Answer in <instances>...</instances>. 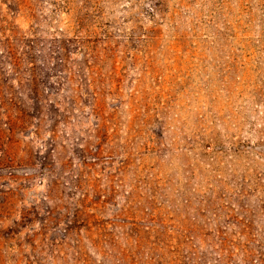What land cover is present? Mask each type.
I'll use <instances>...</instances> for the list:
<instances>
[{
    "label": "rangeland",
    "instance_id": "374dc122",
    "mask_svg": "<svg viewBox=\"0 0 264 264\" xmlns=\"http://www.w3.org/2000/svg\"><path fill=\"white\" fill-rule=\"evenodd\" d=\"M131 5L0 0V264H264V0Z\"/></svg>",
    "mask_w": 264,
    "mask_h": 264
},
{
    "label": "trees",
    "instance_id": "16d2710c",
    "mask_svg": "<svg viewBox=\"0 0 264 264\" xmlns=\"http://www.w3.org/2000/svg\"><path fill=\"white\" fill-rule=\"evenodd\" d=\"M52 6L51 11L65 12L71 15V22L73 25V34L66 37V41L75 44L76 48H82L84 54L93 55L94 46L101 41H110L116 36L115 25L113 22L106 21V9L109 5L115 4L118 0H47ZM133 5L143 6L139 12L144 18L152 21L155 32L152 36L153 39H159L161 29L158 25L165 19L168 12V0H126ZM35 18V13L31 14ZM137 21V20H136ZM35 22V20H34ZM143 31L142 35H146ZM60 32V31H58ZM148 35V34H147ZM134 38H139L140 34H132ZM149 36V35H148ZM58 36H52L51 41H56ZM182 38H177L179 42ZM92 46V47H91ZM91 50V51H89ZM52 85L51 82H49Z\"/></svg>",
    "mask_w": 264,
    "mask_h": 264
}]
</instances>
